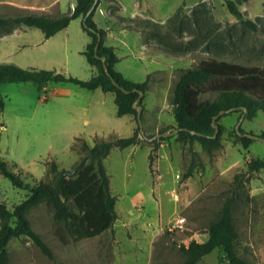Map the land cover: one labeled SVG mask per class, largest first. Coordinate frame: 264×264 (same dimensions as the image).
I'll return each mask as SVG.
<instances>
[{
	"label": "rangeland",
	"instance_id": "rangeland-1",
	"mask_svg": "<svg viewBox=\"0 0 264 264\" xmlns=\"http://www.w3.org/2000/svg\"><path fill=\"white\" fill-rule=\"evenodd\" d=\"M12 1L29 7L46 2L0 0V17L15 18L29 13ZM57 1L60 13L64 14L76 4V0ZM237 1L245 16L257 22L256 31L241 25L227 10L225 0H104L107 11L115 18L109 15L102 17L99 11L97 17L102 19L103 25L106 20L116 36L113 43L123 57L118 69L127 78L143 82L149 73L161 68L151 78L159 79L163 88L157 93L149 91L146 97L152 106L158 108L164 106V98L167 104L164 108L171 111V90L181 69L218 58L264 73V0ZM68 27V57H64L66 50L51 48L49 45L55 40L46 39L40 29L27 28L28 33L21 40L27 44L25 51L36 57L35 61L29 56L25 60L18 59L23 64L20 66L37 69L51 67L50 70L68 77L89 80L97 70L82 54L90 42L83 30L82 18L72 20ZM4 41L7 40L0 43ZM49 56L57 60L51 62L47 59ZM93 95L92 91L73 83H50L45 91H39L32 83L8 82L0 85V101L4 104L3 109L0 107V156L20 174L25 184L33 186L41 180L55 184L58 173L51 171L52 163H57L59 170L72 171L85 155L80 149L73 150L68 140L71 128L85 127L80 115L83 107L91 109L90 117H94L92 111L102 108L108 116L122 122L124 127L121 130L125 137L133 135L132 128L137 124L131 116L125 119L117 117L114 94L104 93L103 100ZM45 96L48 99H44ZM215 96L206 94L202 99H213ZM240 114L236 110L220 117L222 145L213 155L198 141L187 147L177 144L174 136L168 140L158 139L159 146L155 148L152 141L162 131L150 140L152 133L147 134L145 129L148 139L141 132L139 137L152 147V159L151 156L148 158L146 148H139L133 157L130 150L116 148L105 159L113 193L116 192L121 202L130 204L139 190L149 192L157 183L159 177L153 162L158 157L161 144L168 141L169 146L165 147L169 149L165 152L171 154L172 161L162 160L161 203L166 215L173 214L153 243L147 244L141 257L122 258L119 250L115 249L114 230L90 239L63 242L58 236L64 228L63 223L54 220L51 208L40 204L30 211L28 217L34 230L51 247L54 259L47 257L30 239L22 237L13 239L8 246L10 264H182L185 256L179 250L180 245L188 244L195 234L207 232L209 224L231 196L234 197L233 216L239 235L238 252L254 264H264V169L256 172L249 168L254 158L264 159V140L252 137L264 130V111L243 119L240 127L245 133L241 134L253 139L248 148L236 136ZM163 116L166 121H173L170 113L165 111ZM94 125L91 121L85 128L100 127ZM166 132L168 134L163 136L170 135V131ZM189 172L188 178L186 175ZM27 196L26 189L14 187L0 173V201L12 208ZM144 204L136 207L141 217L149 215L156 207L154 201ZM180 216L186 217V223L170 229L171 223H175ZM130 254H135L133 249ZM197 264L229 262L220 249H215Z\"/></svg>",
	"mask_w": 264,
	"mask_h": 264
},
{
	"label": "trees",
	"instance_id": "trees-1",
	"mask_svg": "<svg viewBox=\"0 0 264 264\" xmlns=\"http://www.w3.org/2000/svg\"><path fill=\"white\" fill-rule=\"evenodd\" d=\"M103 2L104 0H98L96 8L90 14L88 12L95 0H77L75 8L61 16L27 13L15 18L0 17V37L10 35L16 28L25 25L39 28L46 38L68 27L72 20L82 18L83 29L91 38L83 54L88 63L97 70L89 80H81L51 70L25 69L16 63L2 62L0 85L8 82L32 83L39 91H43L50 83L63 82L73 83L90 91L100 88L103 92L114 94L119 117L133 115L138 124L131 137L96 136L93 146L85 139L77 138L72 149H80L85 155L72 171L59 170L57 163H52L51 171L58 173L55 184L43 180L33 186L25 184L20 174L0 156V173L9 179L14 187L28 191V196L12 208L0 201V264H10L8 246L13 239L22 237L30 239L47 257L54 259L51 247L34 230L28 217L30 211L40 204L51 208L54 220L63 223L64 228L58 232L63 242L71 239H90L113 230L117 219V197L112 192L105 159L114 148L124 149L143 140L139 137L137 107L142 106L143 111L145 109L144 98L149 88V77L146 81L138 83L127 79L116 69L120 59L113 47L105 45L106 31L99 28L94 21V14ZM225 4L230 14L241 25L254 31L258 29L257 22L247 18L240 10L237 0H225ZM140 92H144L142 97ZM206 94L216 96L203 100L202 96ZM170 104L173 107L176 126L171 128L170 135L163 136L167 131L163 130L159 137L152 141L155 148L159 146L158 139L175 136L184 145L192 146L198 141L213 155L222 145L223 131V125L219 123L221 116L214 121L215 116L232 108H237L241 116L246 112L247 118L256 116L260 110L264 111V73L253 67L218 58L207 59L195 67L180 70L179 78L171 90ZM3 105V101H0L1 109ZM214 125H218L216 137H213ZM176 129L179 131L175 132ZM239 130L240 132L236 131L237 139L248 148L253 139L241 134L245 133L243 128L240 127ZM193 131L196 133L193 134ZM256 136L264 140V130ZM249 168L250 171L256 172L264 169V159L254 158ZM233 202L234 197H228L216 219L211 221L207 228L206 242L191 240L188 245H180L179 250L185 256L182 264H197L215 249L223 252L229 264H254L238 252L239 235L234 222Z\"/></svg>",
	"mask_w": 264,
	"mask_h": 264
},
{
	"label": "crops",
	"instance_id": "crops-1",
	"mask_svg": "<svg viewBox=\"0 0 264 264\" xmlns=\"http://www.w3.org/2000/svg\"><path fill=\"white\" fill-rule=\"evenodd\" d=\"M12 3L21 9H27L28 10L27 12L32 13V14H44V15H49V16H54V17L61 16L64 14V13H60V9L58 6L59 1L57 0H49V1L46 0V2L40 6L32 5L30 7L24 5V3H20L17 1L16 2L12 1ZM76 3H77V0H76ZM73 9L71 8L69 12ZM97 11L100 12L102 17H105L106 15H109L113 18L115 17L107 11L106 7L104 6V2H103L98 7V9L96 10L94 14V21L96 22L99 28H102L106 31V35L104 37V43L106 46H111L114 48L116 54L118 55L120 59L119 62L116 64V69L124 75V72L118 69V66L123 61V57L118 54V48L113 43V39L116 38V36L114 35L112 28L107 24L106 20H105V24L103 25L102 19H98ZM116 16H118V14ZM122 27L127 28V26H122ZM27 28H32V27L21 25L18 28H16L12 34L0 37V42L3 40H7V41H4L6 43L4 42L0 43V63L11 62V63H16L19 66L20 65L23 66V64L19 62L18 59L25 60L27 56L32 57L33 60L35 61L36 55L32 54L29 51H25V47L27 44L22 43V40H21L23 35L28 33ZM46 39L55 40L51 42L49 46L51 48H56L58 50H62V49L66 50L64 52V57H68L67 52L70 51L69 27H66L65 29L56 33L54 36L50 38H46ZM90 42H91V38H90ZM143 49H144V45H143ZM49 51L50 50H47V52ZM76 51H81V50L77 49ZM83 51H82V54H83ZM44 58H47V57H44ZM47 59L51 62H54L55 60H57L54 58V56L52 57L49 56ZM28 68L30 67H27L25 69H28ZM43 68L45 70L51 69V67H44V66H42L40 69H43ZM160 69L161 68H158L157 70L149 73L146 77V79L149 77V88L144 98L145 109L143 111L142 121L144 125V130L146 129L147 134L152 133V137H156V134L158 135V133L163 130H167L168 132L169 131L171 132V128L176 126V121L173 115V107L171 111L169 109L164 108L167 106V104H165L164 102V98H163L164 106L162 108H158L156 105L152 106L146 97L149 91L157 93L158 90H161V88H163V86H161V83H159V79L155 80L151 78V76L153 74H156V72L159 71ZM51 71H54V70H51ZM55 72H58V71H55ZM124 76L127 78L126 75ZM131 81H134V80H131ZM134 82H137V81H134ZM138 83H141V82H138ZM47 87L44 89V91L47 89ZM100 90H101L100 88L96 90H92L94 94L93 96L101 97V99L103 100L104 93L106 92H103L101 90L103 93H99L101 92ZM107 93H111V92H107ZM99 94H103V95H99ZM160 94L163 96V93H160ZM44 99H48V97L46 96V98L44 97ZM90 110H91L90 108L83 107L81 108V111H80V115H81V118H83L82 121H84L85 127L86 125H90L91 121H94L95 123L94 126L96 127L100 126L101 128L100 127L93 128V129H88L85 127L71 128L69 135H68L69 145L72 146L77 138H83L88 142L90 146H93L94 138L96 136H100V137H110L112 135H116L118 137L126 136L122 133V130H121L124 127L122 122L117 121L115 118L111 116H108L102 108H97L96 111H92L94 114V117H90L91 115L89 112ZM165 111L171 114L173 121H166V119L163 116ZM127 116H131L130 117L131 120L133 122L135 121L137 124V121L133 115H124V116L119 117L117 114V117L122 118V119H125ZM137 128H138V124L133 126L132 128L133 135ZM164 133H167V132H164ZM140 139L142 138L140 137ZM174 139L176 140L175 142H177V144L180 145L181 142H179L175 136H174ZM166 144H168V141L166 142ZM166 144L164 143L161 144L160 148L158 149V157L153 162V167L156 168V173L158 174L159 179L157 180V183H155V185H153V187L149 190V192H144L142 190H139L136 194V197L130 200V204L121 202L116 192L114 191L113 193L117 197V201H116L117 219L113 227V230L115 231L116 243H117L115 249H117V251L119 250L120 255L124 259L130 258V257H141V255L143 254V250L147 248V244L149 243L152 244L154 239L159 235L161 228L171 220L170 218L173 213L166 215L164 211V207L161 203V189H162V183L160 182V179L162 178V174L160 173L161 164L164 158L171 160V154H169L168 152H165L167 149H169L165 147V146H169V144L168 145ZM179 145H178V148H179ZM185 146L190 147L189 144H186ZM139 148H146V154L149 158L152 147L150 146V144H145L142 141H140V143L136 145H132L124 149H120V148H117V149L121 151L128 149L130 150V152H132V157H133ZM149 166H150V160H149ZM189 177L190 175L188 176V178ZM112 192H113V189H112ZM156 195L158 197H156ZM148 200L154 201L156 203V207L152 213H149V215L141 217L136 207L142 206L144 203L149 204ZM181 217L185 218L186 220V217L180 216V218ZM191 240H196L197 242H200V243L206 242L208 240V233L204 232V233H200L199 235L195 234V236L191 237L190 241ZM185 245H188V244H185ZM131 249L134 250L135 254H130Z\"/></svg>",
	"mask_w": 264,
	"mask_h": 264
},
{
	"label": "water",
	"instance_id": "water-1",
	"mask_svg": "<svg viewBox=\"0 0 264 264\" xmlns=\"http://www.w3.org/2000/svg\"><path fill=\"white\" fill-rule=\"evenodd\" d=\"M97 2L98 0H95V4L93 5V7L91 8V10L88 12V14H90L95 8H96V5H97ZM99 38L101 39V36H99ZM144 95V92H140V97H142ZM137 110H138V114H137V118H138V123H139V126H140V132L141 134L146 138V133L144 131V125H143V121H142V112H143V109H142V106H138L137 107ZM237 108H232L230 110H227V111H221L217 116L214 117V121L217 120L220 116L224 115V114H227V113H230V112H233V111H236ZM247 111V110H245ZM246 116V112L241 116L240 120L238 121L237 125H236V130L239 132V128L243 122V119L245 118ZM215 127V133H214V136L213 137H216L217 134H218V125H214ZM179 129H176L175 132H178ZM193 134H195L196 132H192ZM168 133H163V135H166ZM252 137L254 138H258L257 136L255 135H252ZM155 137H152L150 138V140H153Z\"/></svg>",
	"mask_w": 264,
	"mask_h": 264
},
{
	"label": "built area",
	"instance_id": "built-area-1",
	"mask_svg": "<svg viewBox=\"0 0 264 264\" xmlns=\"http://www.w3.org/2000/svg\"><path fill=\"white\" fill-rule=\"evenodd\" d=\"M45 98H46V96H45ZM185 223H186L185 218H183V217L178 218L175 223H171L170 229L171 228H176V227H182Z\"/></svg>",
	"mask_w": 264,
	"mask_h": 264
}]
</instances>
